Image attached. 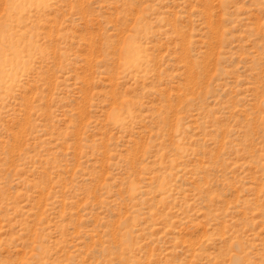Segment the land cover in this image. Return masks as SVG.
Segmentation results:
<instances>
[{
    "label": "rangeland",
    "instance_id": "obj_1",
    "mask_svg": "<svg viewBox=\"0 0 264 264\" xmlns=\"http://www.w3.org/2000/svg\"><path fill=\"white\" fill-rule=\"evenodd\" d=\"M0 264H264V0H0Z\"/></svg>",
    "mask_w": 264,
    "mask_h": 264
}]
</instances>
